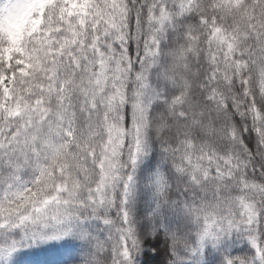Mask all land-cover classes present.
Returning <instances> with one entry per match:
<instances>
[{
    "label": "clouds",
    "instance_id": "clouds-1",
    "mask_svg": "<svg viewBox=\"0 0 264 264\" xmlns=\"http://www.w3.org/2000/svg\"><path fill=\"white\" fill-rule=\"evenodd\" d=\"M43 249L264 264V0H0V264Z\"/></svg>",
    "mask_w": 264,
    "mask_h": 264
},
{
    "label": "snow or ice",
    "instance_id": "snow-or-ice-1",
    "mask_svg": "<svg viewBox=\"0 0 264 264\" xmlns=\"http://www.w3.org/2000/svg\"><path fill=\"white\" fill-rule=\"evenodd\" d=\"M57 255L58 253L55 249H43L40 252L33 254L31 258L35 261V264H53ZM156 255H159V251H157Z\"/></svg>",
    "mask_w": 264,
    "mask_h": 264
}]
</instances>
